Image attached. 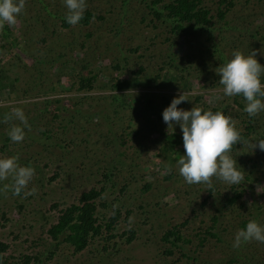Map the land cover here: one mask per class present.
<instances>
[{"label": "rangeland", "instance_id": "374dc122", "mask_svg": "<svg viewBox=\"0 0 264 264\" xmlns=\"http://www.w3.org/2000/svg\"><path fill=\"white\" fill-rule=\"evenodd\" d=\"M233 1L236 11L227 13L226 21L216 19L215 27H220L222 38L214 32L208 39L196 34H179V39L171 35L168 39L163 22L149 12L150 0H86L87 9L108 19L95 18L84 27L77 23L68 24L67 28L61 21L66 14L63 0H25L15 24L0 28V77L16 78L15 92L0 94V107L7 110L8 116L16 108L22 109L30 126L24 130L21 142L12 143L5 129L19 121L14 117L11 122L2 121L0 156L18 155L20 164L31 163L35 174L24 191L36 189L33 195L25 196L23 192L13 195L11 178L0 182V241L8 245L5 251H0V264L5 258L17 264H185L184 258L176 262L178 256L165 253L167 245L159 241L156 234L188 218L180 231L182 235L193 236L209 224L210 208L225 196V191L238 192L243 187L252 204H243L240 211L237 206L233 207L237 215L232 222L229 217H222L229 229L223 237L233 240L234 233L241 228L238 217L256 206L260 190L253 185L258 179L261 185L263 182L260 172L264 170V158L260 156L256 160V156L248 152L252 150L251 142L258 138L257 133H252L255 139L249 140L244 150L236 151L237 155L233 156L249 181L229 186L211 178L214 197L205 204L207 210H198L199 199L208 194L209 187L173 179L178 173L176 166L171 164H165V170L172 169L168 177H165V170L152 165L147 155L153 147L164 143L156 129L165 133L167 128L162 120L143 107L147 94H151L150 100H158L162 94H171L173 98L184 92L190 101L178 107L191 108L195 105V96L199 95L202 107L225 109L235 122L240 121L237 115L242 111L233 104L238 96L222 95V86L214 71L220 65L216 60L219 56L216 43L224 46L225 59L231 57L234 49L245 54L255 50L258 63L264 65V0ZM216 4V0L212 1L214 7ZM6 26L8 33L4 34ZM134 48L136 51H132ZM119 50L132 53L127 57L132 62L129 71L143 67L148 79L157 73L165 56L178 60L176 69L170 66L164 69L168 67L174 75L182 73L194 79V85L183 88L184 85L176 80L173 85L159 88L153 86L151 80L146 86L134 85L132 81H136L132 80L120 85L126 100L120 104L113 97L120 92L111 91L109 80L111 75L120 77L115 74L124 68L121 64L124 57ZM50 59L52 61L48 62ZM201 63L207 71L199 69L204 67ZM116 64L118 69L114 68ZM185 66L188 67L186 71ZM197 73H200L198 77ZM144 76L140 78L145 81ZM261 77L264 79V74ZM82 79L90 80V88L82 89ZM68 81L73 85H68ZM52 98L57 99L54 109L62 116L61 126L54 130L48 126H55L57 119L51 120L53 110L46 103ZM44 108L46 116L41 115L40 110ZM261 120L264 122V117ZM177 126L174 125V129ZM46 141L52 143L48 149L43 146ZM45 162L47 166L44 167ZM105 172L112 173L117 181L114 194H118L120 182L126 183L122 195L125 204L131 203V208L143 204L144 211L137 209L131 214L133 217H129L134 239L127 242L124 236H116L106 249L98 245L77 253L67 252L65 244L60 239L52 240L46 230L55 222L57 209L68 205L90 187H99ZM146 182L153 185L139 193ZM55 203L58 207H54ZM191 209L195 210L192 214ZM160 225V229L153 230ZM119 226L118 231L126 228L124 222ZM216 245L220 247L219 243ZM209 252L212 258L224 253L222 247L211 248Z\"/></svg>", "mask_w": 264, "mask_h": 264}, {"label": "trees", "instance_id": "16d2710c", "mask_svg": "<svg viewBox=\"0 0 264 264\" xmlns=\"http://www.w3.org/2000/svg\"><path fill=\"white\" fill-rule=\"evenodd\" d=\"M212 1L215 0H150L148 9L150 14L156 20H161L163 22L165 27L164 32L167 33L168 39L171 35H175L174 38L179 39V34H196L197 36L199 35V37L208 39L209 36H211V34H213L214 32H216V35L218 37L222 38L220 27H215L217 23L216 19L226 21L224 20L226 14L236 11V2L233 0H216L217 4L214 7L212 5ZM207 2L209 4H207ZM95 18H99L102 20L108 19L107 17L102 18V16L96 14L95 11H92V9L86 8L83 18L78 23L80 27H84ZM35 20L37 19L35 18ZM258 20L259 19L256 18V21ZM61 21L63 27L66 26L67 28L68 24L65 22V19L61 18ZM5 31L6 32L4 34H7V26L5 27ZM7 39L11 40L9 35H7ZM214 45L215 43L213 44V46ZM216 45L219 53V56L216 60L220 64H222L226 60L224 55L225 53H222V51L224 50V46L222 48L218 46V43H216ZM136 49L137 48H134L132 49V51H136ZM217 50L213 49V51L216 52ZM118 52L124 57L122 58L121 62L124 68L122 71H117L115 75L120 76L123 79H120V77H113L111 75L109 80L112 83L110 88L111 91L120 92V95L113 96L114 100L120 102V104H123L126 101L124 99V90L120 85L122 83H128L132 80L136 81H132L133 83H135L134 85L144 86L148 85L149 80L153 82V86L154 84H156L157 86L173 85L176 80L180 84L184 85L183 88H188L192 84L194 85V79H190L182 73H175L174 75L172 69L177 68L178 60H174L170 57L165 56L162 64L156 69L157 73L151 76V79H148L145 78L146 76H144L143 67H139V69L136 71H129L132 66L130 58H127L129 55H132L129 50H119ZM63 57H65V55H62V58ZM36 60L37 62H39V60L41 59L38 58ZM201 64L204 65V63ZM164 66H170V68L172 69H167L168 67L164 69ZM21 67L28 70V67L22 65ZM118 67L119 66L117 64L114 65V68L118 69ZM187 69L188 67L185 66V71ZM199 69H205L207 71L205 65L204 67L201 66ZM140 75L144 76L145 81L140 78ZM199 75L200 73H197L196 77H198ZM158 80L161 81L158 82ZM261 81L264 82V79H262V77ZM15 82V77H0V94L7 93L11 95L13 92H15ZM56 83L57 86L61 85L59 84L58 80ZM67 83L70 82L68 81ZM68 85L72 86L73 83H70ZM80 85L83 87L82 89H88L91 86V82L89 79H82ZM77 89L80 90V87L78 88L77 86ZM150 97L151 94H147L145 96L144 99H146V102L143 104V107H145L147 111L153 114L158 120H162L161 111L170 102V98H168V95H160L158 100H150ZM198 97L199 95L195 96L194 106L202 105L200 104V99ZM210 98L211 97H209V99ZM56 101L57 99L53 98L46 101V103L48 102L50 108L53 110V117L51 120L55 121L57 119V123L55 124V126H48L51 127L52 130L61 126L62 116L61 114H58L59 112H56V110L54 109L56 106ZM242 102L244 101L240 96L234 98L233 100V104L238 105V107L242 111L241 114L237 115L240 121L235 123L236 127L240 130L241 139L244 142L233 146L231 150L232 156H236V151L238 150L243 151L246 143L249 140L252 141L255 139L252 133H257L259 139H264V122H262L261 120V118L264 117V111H261L256 116L249 118L248 115L243 111L244 104ZM211 110L216 111L217 108L214 107ZM222 110L225 114H230V112H227L225 109ZM40 111L42 112L41 115L46 116V108H44V111L43 109H41ZM245 115H247V117H245ZM12 118V115L8 116V112L6 109L0 107V123L2 121L11 122ZM13 123L14 121H12V124ZM11 126L12 125H10V127ZM10 127H8V130ZM8 130L5 129V131L7 132ZM156 130L164 140V143L160 146L153 147L149 152L150 154H148L147 156L152 159V165L158 167L159 169L165 170V164H171L172 166H175L176 159L179 155L183 154L181 131L179 126H177L173 132H171L170 129L166 130L165 133L161 132L159 128ZM46 131H50V129H47ZM61 132H64V130L62 129ZM40 133L42 134V132ZM51 139L54 142L53 137ZM47 141L43 144L44 148L46 149H48L49 146L52 145L51 142L48 143ZM0 149H2V146L0 147ZM248 152L253 156H256V160L261 158L260 156L264 158V152L260 151L258 148H256V151L249 150ZM43 166H47V162L43 163ZM165 172V177H168L171 175L172 169L168 168L167 170H165ZM54 174L56 176L57 172H54ZM260 176L263 180L262 185L260 184L261 180L258 179V176H256V179H258L256 180L257 183L253 185L255 188L257 187V189L260 190L257 192L258 195L256 197L255 208L246 212L244 216L238 217L240 221L239 226H241V228L249 219H255L259 223L264 224V170H261ZM112 177L114 176L110 172L103 173L102 181H100L99 187H90L89 189L81 192L80 195L77 196V198H75L71 203L60 209H57L56 220L49 225L46 233L51 237L52 240L60 239V242H63L65 244V249L67 252L77 253L85 249H91L98 245H100L102 249H106L110 247V243H113L112 239H114V237L116 236H124L127 242H130V239H134V227L132 226L129 217L132 216L131 214L134 215L137 209L144 211L143 204L135 207L136 209L134 207H130L131 203L125 204L122 201V195L124 194L123 191L126 188V183L120 182L118 194H114L117 181ZM172 177L175 180H183V178L179 174ZM52 178H54V176H52L51 179ZM244 180L249 181V177L245 175ZM149 185L152 186L153 184L146 182L145 185H142L139 193H143L146 188H149ZM213 188H215V186L213 185L209 187L208 194L201 197L202 199H199L198 210H207L205 204L209 201L210 198L214 197V194L212 192ZM243 193L245 194L243 195ZM224 194L225 196L223 198L218 199V202L216 201L212 204V208H210L212 211L210 212L208 220L209 224L201 230L193 233V236L182 235L180 231V226L186 225V223L188 222V218L184 219L181 223L174 224L169 229H164L165 231L162 230L160 233L156 234L157 236H159V241H163L167 245L164 249L165 253H173L171 254V256L173 257L178 256L176 257V262L184 258L185 264H264V244H260L253 240L242 244L237 249H233V240L230 239L231 237H228L227 239L223 237L224 232H228L229 229H227L226 223L223 222L222 217L227 216L231 219L232 222L233 218L237 215V211L235 213L232 209L233 207L237 206L236 208L240 211V207H242L243 204H247V202L252 204L253 202L248 201L250 195L248 194V192L244 191L243 187L238 192L225 191ZM54 207H58V203H55ZM152 208L153 207H150L149 209L152 210ZM194 212V209L190 210L191 214ZM226 212L228 213L225 214ZM123 222L126 224V228L118 231L120 227L119 224ZM161 227V225L157 228L153 227V230L160 229ZM212 242H214L215 245H213ZM217 243L220 244V247L216 245ZM209 246L212 249H215L216 247H222L224 251L223 256L218 254V258H212L213 256L210 255L209 250L211 248H209ZM7 247V244L0 241V251H5ZM207 248L209 249L207 250ZM204 249H206V251H204ZM23 258L28 259V256H23ZM3 264L17 263L13 261L8 262L5 258Z\"/></svg>", "mask_w": 264, "mask_h": 264}, {"label": "clouds", "instance_id": "9594fccd", "mask_svg": "<svg viewBox=\"0 0 264 264\" xmlns=\"http://www.w3.org/2000/svg\"><path fill=\"white\" fill-rule=\"evenodd\" d=\"M63 4L66 8L64 19L67 24L76 25L81 21L87 6L86 0H63ZM24 6L25 0H0V28L5 24H15L16 17ZM214 71L218 75L219 85L222 86V95L242 97L243 111L249 118L264 111V82L261 81L264 65L258 63L255 50L245 54L241 50L234 49L231 57L217 66ZM162 86L165 85L157 87L162 88ZM162 95H168L170 98V102L161 111L162 121L167 130L173 132L174 125H178L181 131L183 154L178 156L175 166L184 182L203 183L211 187V178L215 177L229 186L241 185L244 180L243 171L231 155V150L234 145L244 141L231 116L225 114L222 109L212 111L193 104L189 109L178 107L182 102L190 101L184 92L173 98L171 94ZM12 116L19 123L9 128L7 136L12 142L19 143L24 139V130L30 126L22 109H14ZM254 148L264 152V139L251 142V149ZM34 174L35 169L31 163L20 164L18 155L0 156V182L11 178L10 187L13 195L22 192L25 196L33 195L36 191L35 187L26 192L24 189L33 179ZM5 187L7 188L8 185ZM253 240L264 244V224L249 219L234 233L232 248L237 249Z\"/></svg>", "mask_w": 264, "mask_h": 264}]
</instances>
